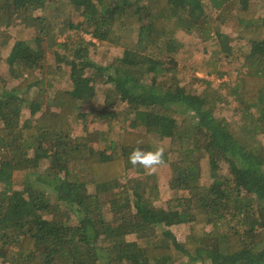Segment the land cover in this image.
I'll use <instances>...</instances> for the list:
<instances>
[{"label": "trees", "instance_id": "trees-1", "mask_svg": "<svg viewBox=\"0 0 264 264\" xmlns=\"http://www.w3.org/2000/svg\"><path fill=\"white\" fill-rule=\"evenodd\" d=\"M258 3L0 0V57L7 52L14 82L8 89L0 74V264H264ZM224 28L249 47L240 51L244 63L234 81L214 87L195 77L181 86L177 34L212 38L227 57ZM93 41L122 53L110 67L97 66L89 58ZM108 69L96 108L107 130L90 132L95 110L81 107L99 100L93 81ZM231 102L239 119L218 117L217 106ZM75 124L83 135H73ZM164 139V162L152 170H171L172 197L163 202L155 175L128 157L135 148L155 151ZM17 172L26 174L21 189ZM130 172L132 185L123 186ZM180 225L188 226L183 241L170 229Z\"/></svg>", "mask_w": 264, "mask_h": 264}, {"label": "rangeland", "instance_id": "rangeland-1", "mask_svg": "<svg viewBox=\"0 0 264 264\" xmlns=\"http://www.w3.org/2000/svg\"><path fill=\"white\" fill-rule=\"evenodd\" d=\"M208 1V0H207ZM262 0H259L258 3V15L260 17L264 16V3H262ZM207 4H209L207 2ZM212 16L214 14L212 13ZM19 27L16 28H9L6 30L7 34L11 37L15 36L16 30ZM2 30V29H1ZM223 33L229 34V45L232 47V51L228 53L227 57L222 54L218 53L216 41L212 40V38L203 41L201 38L197 36V32L195 34H185V33H179L177 34V40L182 44L183 50L180 51L175 55V60L178 64V68L180 70V75L178 77L181 79V86L187 87L195 77L197 78H203L210 80L216 87L221 82H233L235 77L238 75V72L240 71V66L244 63L243 59L239 57L240 51H247L249 49L248 46L245 45L244 42L237 40V37L234 33H232L229 29L224 28ZM126 39H129V36H125ZM85 41H89V36H84ZM96 42V41H93ZM243 47H242V46ZM6 53L2 51L1 57H0V74L6 79L8 82V89L11 88V85H13V81L9 80V75L7 72V68L5 65V57ZM122 53L121 48H115L111 47L105 44H100L96 42V47H90L89 52V58L90 60L96 64L97 66H101L103 68L110 67V64L112 60L115 57H119ZM48 63H53V57L47 58ZM219 60V61H218ZM217 61L215 70L212 67V63ZM222 71H228V75L224 76L223 78H218V73ZM244 71V69H242ZM112 73L111 69H108L107 72H103V78H98L94 80L96 94L98 95L97 101L91 103V104H85L81 107V112L87 113L91 112L93 110L94 114L90 115L89 117V131H105L107 130V126L105 121L99 120V112H97L96 108L102 106V93L105 91V89L108 87V83H106V78L110 76ZM209 73H212L209 75ZM106 83V84H105ZM218 109L216 111V115L220 118H224L227 120L231 119H239V116L235 112V104L231 102L229 105H218ZM55 111V110H53ZM23 117L27 118L28 113L25 111L23 113ZM113 131L117 132L119 131V127L114 125ZM73 135L74 136H80L83 135L82 126L80 124H75L73 129ZM260 140L262 141L264 145V136L260 137ZM169 140L164 139L160 141L161 148L163 151H167L169 147ZM92 146V144H91ZM95 149L102 150L103 145L98 144L94 147ZM226 165H222L220 169V174L223 175L226 173ZM147 172L149 174L155 175V180L157 182V185L161 192L162 201L169 199L172 197V192L168 189L167 181L169 178H171L172 173L169 167H162L156 169V171H152L147 169ZM32 175V174H31ZM39 175H43V172H39ZM82 177L81 175H78ZM134 176L133 172H130L129 177L127 180H123L121 184L124 186L130 187L132 183L130 184L131 178ZM26 174L23 172H17L14 175V181L16 184L17 189H21L23 182L25 181ZM27 178L31 182H35V178H31L30 175L27 176ZM153 181V180H152ZM202 184H209L207 181L204 183V181L201 182ZM47 193L50 199L53 200L54 195L51 191L44 189ZM159 202V203H163ZM104 214H106V211H103ZM106 220L110 219V215L106 214L104 215ZM175 237L178 241H183L185 236L188 232V226L187 225H180V226H173L170 228ZM133 237H129V240H131ZM260 239L264 238V236L258 237ZM262 244V243H261ZM182 264H188L187 262H184ZM199 264V263H196Z\"/></svg>", "mask_w": 264, "mask_h": 264}, {"label": "clouds", "instance_id": "clouds-1", "mask_svg": "<svg viewBox=\"0 0 264 264\" xmlns=\"http://www.w3.org/2000/svg\"><path fill=\"white\" fill-rule=\"evenodd\" d=\"M128 161L133 167L140 165L145 169L155 170L163 161V149L158 148L155 151H144L141 148H135L129 154Z\"/></svg>", "mask_w": 264, "mask_h": 264}, {"label": "crops", "instance_id": "crops-1", "mask_svg": "<svg viewBox=\"0 0 264 264\" xmlns=\"http://www.w3.org/2000/svg\"><path fill=\"white\" fill-rule=\"evenodd\" d=\"M242 46V45H241ZM243 47V46H242Z\"/></svg>", "mask_w": 264, "mask_h": 264}]
</instances>
